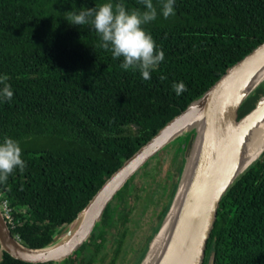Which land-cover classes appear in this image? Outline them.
Here are the masks:
<instances>
[{"label": "trees", "instance_id": "obj_1", "mask_svg": "<svg viewBox=\"0 0 264 264\" xmlns=\"http://www.w3.org/2000/svg\"><path fill=\"white\" fill-rule=\"evenodd\" d=\"M105 2L0 0V76L10 77L14 93L11 101L0 99V142L18 141L27 165L0 183V204L7 203L11 234L28 248L49 244L128 158L264 42V0H175V14L167 19L159 14L160 0H153L158 16L144 28L165 59L144 80L139 71L120 68L122 58L114 60L99 47L100 37L89 25H71L64 17ZM123 3L129 10L143 9L139 0ZM181 81L188 91L177 96L172 85ZM263 95L264 82L242 103L236 121ZM171 145L180 152L173 157L176 174L169 169L163 178L153 208V214L158 208L156 224L134 264L146 254L178 185L183 143ZM141 170L63 264L105 261L98 255L120 225L108 264L115 263L132 211L127 197L148 201L149 183L143 175L135 182ZM211 259L264 264V153L221 198L202 264ZM0 264L29 263L5 254Z\"/></svg>", "mask_w": 264, "mask_h": 264}, {"label": "water", "instance_id": "obj_2", "mask_svg": "<svg viewBox=\"0 0 264 264\" xmlns=\"http://www.w3.org/2000/svg\"><path fill=\"white\" fill-rule=\"evenodd\" d=\"M264 82V42L231 66L118 168L45 247L24 246L11 234L0 208V262L8 254L29 264H63L86 243L107 206L147 162L177 140L184 164L165 217L139 264H144L165 222L163 238L146 264H202L221 198L264 153L247 154L264 126V95L236 121L237 111ZM186 151L188 152L185 157ZM166 226V225H165ZM213 259L209 264H213Z\"/></svg>", "mask_w": 264, "mask_h": 264}, {"label": "clouds", "instance_id": "obj_3", "mask_svg": "<svg viewBox=\"0 0 264 264\" xmlns=\"http://www.w3.org/2000/svg\"><path fill=\"white\" fill-rule=\"evenodd\" d=\"M139 3L143 9L129 10L123 0L115 3L108 0L98 7L73 9L64 17L71 25H89L100 37L99 47L110 51L114 60L122 58L120 68L139 71L144 80H150L151 73L164 61L165 53L157 49L152 35L144 28L157 19V7L153 0H139ZM174 4L175 0H160L159 14L165 19L174 15ZM9 80L6 74L0 76V99L5 101H11L14 95ZM172 88L177 96L188 91L182 81L174 82ZM26 167L19 142L5 137L0 142V183L7 182L15 169L23 172Z\"/></svg>", "mask_w": 264, "mask_h": 264}, {"label": "rangeland", "instance_id": "obj_4", "mask_svg": "<svg viewBox=\"0 0 264 264\" xmlns=\"http://www.w3.org/2000/svg\"><path fill=\"white\" fill-rule=\"evenodd\" d=\"M177 149V145L168 146L165 150L158 153V156L149 162L148 167H146L144 170H141L136 177L135 182L137 185H139L142 175L144 176L145 180L150 186L148 194L149 196L151 194L152 195L150 198L149 196L145 198L148 199V203L143 201V199L136 201L134 197H127L128 204L132 208V211L125 221L126 224L124 226L128 227V231L123 240L120 253L117 256L114 264H134L136 262L139 249L143 246L144 241L151 232L152 226H154L157 221L156 212L158 211V208L155 210V214H153V208L156 199L160 195V185L163 183V178L166 176V173L169 169L172 171L174 176L176 174V166L173 163V157L174 155L180 153L177 152ZM187 153V151L184 153L185 157H188ZM182 156L184 157V155ZM182 156L178 159L181 160ZM172 179L174 180L173 176ZM122 229L123 226L120 225L111 229L113 234H109L107 237L106 249L101 251L97 258V260H99L106 256L104 258L106 262L100 260L96 261L94 264H108L111 254H113V240ZM83 253L85 255L86 251Z\"/></svg>", "mask_w": 264, "mask_h": 264}, {"label": "bare ground", "instance_id": "obj_5", "mask_svg": "<svg viewBox=\"0 0 264 264\" xmlns=\"http://www.w3.org/2000/svg\"><path fill=\"white\" fill-rule=\"evenodd\" d=\"M263 145H264V126L258 132L256 138L254 139V142H253V144L249 150V154H247L248 160H250V161L253 160L257 156L258 152L262 149ZM173 191H175V190H173ZM167 224H168V222L167 223L165 222L163 229L161 231V236L156 238L154 245H153V248H152V251L150 252V254H149L148 258L146 259V261L144 262V264H146L149 261L152 262V260L154 259V256H155V255H153L154 250H155V248H158L160 241L163 238V235H162L163 230H165L167 228Z\"/></svg>", "mask_w": 264, "mask_h": 264}, {"label": "built area", "instance_id": "obj_6", "mask_svg": "<svg viewBox=\"0 0 264 264\" xmlns=\"http://www.w3.org/2000/svg\"><path fill=\"white\" fill-rule=\"evenodd\" d=\"M1 211L3 213V216L5 219L10 221V216H9V209L7 207V203L5 201H2L0 204Z\"/></svg>", "mask_w": 264, "mask_h": 264}, {"label": "flooded vegetation", "instance_id": "obj_7", "mask_svg": "<svg viewBox=\"0 0 264 264\" xmlns=\"http://www.w3.org/2000/svg\"><path fill=\"white\" fill-rule=\"evenodd\" d=\"M84 255V254H83ZM85 256V255H84ZM73 258H76L75 256H73ZM47 264H52V263H47Z\"/></svg>", "mask_w": 264, "mask_h": 264}]
</instances>
